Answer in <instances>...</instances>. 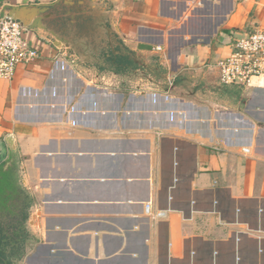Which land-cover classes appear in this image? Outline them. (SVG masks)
Here are the masks:
<instances>
[{
	"label": "crops",
	"instance_id": "obj_1",
	"mask_svg": "<svg viewBox=\"0 0 264 264\" xmlns=\"http://www.w3.org/2000/svg\"><path fill=\"white\" fill-rule=\"evenodd\" d=\"M11 8L40 57L0 79V264H264V76L208 67L264 0Z\"/></svg>",
	"mask_w": 264,
	"mask_h": 264
},
{
	"label": "built area",
	"instance_id": "obj_2",
	"mask_svg": "<svg viewBox=\"0 0 264 264\" xmlns=\"http://www.w3.org/2000/svg\"><path fill=\"white\" fill-rule=\"evenodd\" d=\"M26 31L27 27L19 21L0 18V79L11 80L19 66L30 65L40 57L39 48L24 37ZM234 35L228 41L229 54L208 67L216 69L220 84L245 88L253 78L264 76V30L254 26ZM242 152L249 150L242 148ZM145 212L154 218L164 217L161 211L152 214L150 204L145 206Z\"/></svg>",
	"mask_w": 264,
	"mask_h": 264
},
{
	"label": "water",
	"instance_id": "obj_3",
	"mask_svg": "<svg viewBox=\"0 0 264 264\" xmlns=\"http://www.w3.org/2000/svg\"><path fill=\"white\" fill-rule=\"evenodd\" d=\"M34 12L35 11L33 10V8L32 9L29 8V10H28V8L27 9H25V8H11L9 10L5 9L0 13V18L10 17L14 20L19 21L23 26L30 27L29 20L31 17H33ZM7 141H9V145H10L11 144L10 142L12 141V139L8 138ZM10 146H11L10 147L11 149L9 152L8 159L4 163V165L0 168V170L2 172H8L10 170V168L12 167L13 162H14L13 145L11 144Z\"/></svg>",
	"mask_w": 264,
	"mask_h": 264
}]
</instances>
